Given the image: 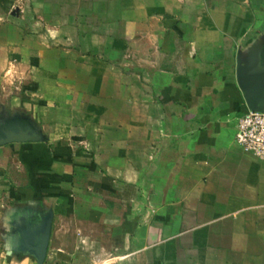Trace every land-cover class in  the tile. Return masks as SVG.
Masks as SVG:
<instances>
[{"label": "crops", "instance_id": "obj_1", "mask_svg": "<svg viewBox=\"0 0 264 264\" xmlns=\"http://www.w3.org/2000/svg\"><path fill=\"white\" fill-rule=\"evenodd\" d=\"M243 89L264 0H0V264H264Z\"/></svg>", "mask_w": 264, "mask_h": 264}, {"label": "built area", "instance_id": "obj_2", "mask_svg": "<svg viewBox=\"0 0 264 264\" xmlns=\"http://www.w3.org/2000/svg\"><path fill=\"white\" fill-rule=\"evenodd\" d=\"M234 141L243 152L264 159V109L254 110L246 105L240 111Z\"/></svg>", "mask_w": 264, "mask_h": 264}, {"label": "water", "instance_id": "obj_3", "mask_svg": "<svg viewBox=\"0 0 264 264\" xmlns=\"http://www.w3.org/2000/svg\"><path fill=\"white\" fill-rule=\"evenodd\" d=\"M245 91V94H246V105L251 108V109H254V110H261V109H264V105H259V106H254L253 103H252V97H250V94H249V90L247 89H243Z\"/></svg>", "mask_w": 264, "mask_h": 264}, {"label": "rangeland", "instance_id": "obj_4", "mask_svg": "<svg viewBox=\"0 0 264 264\" xmlns=\"http://www.w3.org/2000/svg\"><path fill=\"white\" fill-rule=\"evenodd\" d=\"M4 107H7L8 108V107H10V104L5 105ZM3 114H6V116H8L9 115L8 109H6V111L0 110V116H3Z\"/></svg>", "mask_w": 264, "mask_h": 264}, {"label": "clouds", "instance_id": "obj_5", "mask_svg": "<svg viewBox=\"0 0 264 264\" xmlns=\"http://www.w3.org/2000/svg\"><path fill=\"white\" fill-rule=\"evenodd\" d=\"M12 71H13V69L12 68H9V70H8L9 74H11Z\"/></svg>", "mask_w": 264, "mask_h": 264}]
</instances>
